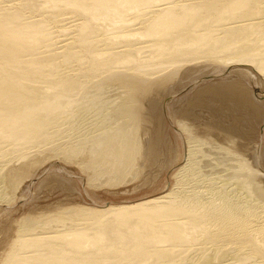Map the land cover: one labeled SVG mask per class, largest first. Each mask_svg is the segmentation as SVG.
<instances>
[{
    "label": "bare ground",
    "instance_id": "bare-ground-1",
    "mask_svg": "<svg viewBox=\"0 0 264 264\" xmlns=\"http://www.w3.org/2000/svg\"><path fill=\"white\" fill-rule=\"evenodd\" d=\"M206 64L264 88V0H0V215L22 175L56 159L88 186H120L150 156L149 94ZM233 126L217 139L185 127L184 162L161 193L25 213L0 264H264V186L252 180L264 169Z\"/></svg>",
    "mask_w": 264,
    "mask_h": 264
},
{
    "label": "rangeland",
    "instance_id": "rangeland-1",
    "mask_svg": "<svg viewBox=\"0 0 264 264\" xmlns=\"http://www.w3.org/2000/svg\"><path fill=\"white\" fill-rule=\"evenodd\" d=\"M210 66L208 64L202 65V69L198 68L183 78L179 76V78H175V80L169 82L163 88L156 89L153 92L155 95L153 93L149 94V97L157 102H155L154 109L148 110L150 106L147 104L146 106L144 104L142 108V114L144 116L142 115L143 121L141 125H143L141 134L143 132L144 134L140 138L141 140H145V137H147L148 146L146 145L147 152L145 151L146 153L144 155L150 156L148 159L144 155V159L141 157L142 155L138 156L140 163L142 160L148 161H142L141 164L138 163L142 167H135L134 171L131 172L133 175H130L132 177H127V180L120 186L114 188L107 186L94 188L88 186L83 180L84 174H81L76 166L59 159L45 164L40 163L24 173L19 180L20 184L17 190L18 196L16 200L11 204L8 212H1L0 215V231H2L0 232V248L1 245L6 244L7 232L5 233V230L11 231V228L13 229L11 227L12 222L25 215V213L28 214L39 208L56 206L61 204V202L65 205L66 201L67 203L78 204H93V201L97 203H125L158 194L170 187H174L176 177H172V175L174 176L173 169L175 170V166L184 162V156L187 151L184 129L190 126L192 129H198L197 133L202 136L203 134H210L214 129L209 136L211 137L212 135L214 139H217V133H221L220 131L223 132L221 134H225L223 128H219L222 124L228 125L232 123L237 125L236 128L234 126L232 127L234 130L232 128L229 129H232L236 133H234L235 135L232 133V136L234 138L236 137V140L238 139L236 144L238 145V149L245 152V150L250 148L251 153L248 155V160L251 159L250 164H253L252 166L255 165L254 167L259 168V170L264 169V97L260 95L258 97L256 96L259 92L258 90H264V88L261 87L259 81L249 72L241 71L239 68L236 69L234 67L232 69H226V71L223 70L222 72L218 70L219 72H217L213 66ZM230 69L235 70L231 72ZM245 73L246 76H244ZM248 75L250 76L248 77ZM237 82L244 88L237 89L242 94L235 89ZM212 83L215 84L213 85ZM233 85L235 86L233 87ZM260 98L262 99L259 100ZM168 102H172V119L174 121L171 120V115L168 116L167 113H164ZM211 110L216 111L217 117H215V113L214 117L212 114L210 116L208 115V111L210 112ZM125 119L129 120L130 118L126 117ZM177 120H180V122L178 121L180 125L177 123ZM213 121H215V124H213ZM218 122L221 124L219 125ZM186 124H188V127ZM143 129L144 131H142ZM148 136H150V139ZM221 141L223 140L218 139V142ZM177 155H180V157L175 162L174 158ZM171 164L173 165L171 166ZM56 165H59V167ZM239 174H230L232 176L227 177L230 180L245 177L243 174H241L242 176ZM252 177H254L252 179L254 182H259L260 180V182L262 181L261 186H264V176L252 175ZM4 207H7V205L3 202L0 203V208Z\"/></svg>",
    "mask_w": 264,
    "mask_h": 264
}]
</instances>
